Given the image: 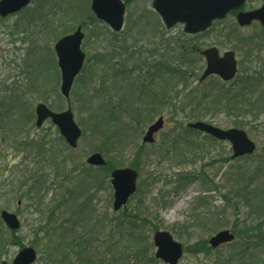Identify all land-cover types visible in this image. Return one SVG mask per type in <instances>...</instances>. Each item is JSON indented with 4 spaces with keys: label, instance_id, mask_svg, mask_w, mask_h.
Returning a JSON list of instances; mask_svg holds the SVG:
<instances>
[{
    "label": "rangeland",
    "instance_id": "374dc122",
    "mask_svg": "<svg viewBox=\"0 0 264 264\" xmlns=\"http://www.w3.org/2000/svg\"><path fill=\"white\" fill-rule=\"evenodd\" d=\"M90 2L91 0L89 3L87 0H33L23 11L5 18L0 17V95L7 87L14 88L23 96L28 110H33L34 114L33 120L27 119L24 129L14 138L24 140L27 137L39 139L46 136L48 140L57 141L56 143L59 139V129L50 120L46 121L43 127L37 128L34 120L35 106L39 102L46 103L56 111H63L68 107V100L60 92V69H55L54 66V71L49 72L54 60L57 65L54 45L61 36L47 28L46 23L40 21L39 14L34 11L56 13L55 17L50 18H56L59 23L57 29L66 28L67 25L76 28L86 22L85 27L83 26L86 36L82 48L87 54V59L82 73L74 82L70 97L75 121L82 130L89 131L82 136L74 153V159L78 163L85 162L88 155L94 152L93 148L100 143L99 136L93 135L89 129L94 110L103 101L110 99L109 95L113 96L111 101L117 103L124 90L122 79L106 70L107 63L118 64L127 59L130 67L135 61L131 60L129 63V56L132 53H135V59H139L138 53L139 57L141 54L142 57L148 56L154 46L152 43L158 44L161 36L162 39L181 40L185 43L195 36L194 40H199L201 48L217 46L221 52L235 50L239 60V72L243 73L248 66L246 62L241 64L244 54L234 35L238 31L242 37L260 35L258 41L264 40L262 26L238 28L233 14L215 21L208 31L199 35L185 33L184 24L167 29L158 13L153 10L152 0H131L127 5L124 29L115 40L112 30L105 22L95 17L96 21L93 23L87 19L91 12L83 5L88 3L90 8ZM261 4V0H248L245 6L251 9ZM31 13H36L37 18L28 22ZM233 29L237 31L233 33ZM99 57H102V60L99 61ZM200 61L196 68L198 78L205 67V61ZM88 70L94 73L91 84L88 82L91 77L86 79ZM44 82L48 85L45 86ZM94 90H97V93ZM95 93L96 96L92 97ZM173 114L172 110L165 109L163 114L152 115L148 124L142 127L130 125L136 129H130L131 135L125 140V146L116 148L110 154V157L120 160L124 167H128L135 152L143 144L142 138L147 127L159 116L165 117V126L157 134V141L153 144L155 147L149 149L150 144H146L151 154L143 156L146 165L138 178L140 191H137V197L129 200L125 208L132 209L138 198H144L148 207V214L145 215L148 220L133 226L125 224L119 229L115 218L121 216L123 210L113 209L114 190L110 178L105 173L100 176L103 178L100 183L86 186L54 216L50 212L51 201L53 197H61L64 192V189L54 183V172L48 176L49 179L44 184L45 189L40 191L39 197L33 194V198L29 200L14 196L12 192L19 186L18 180L12 181V171L14 175H19L20 171L34 172L43 162H38L39 157L34 151L19 152L18 148L11 145V139H8L13 137L9 134L5 135L6 138L3 137L4 134L0 130V210L15 212L21 220V228L14 235L8 232L4 237L6 242L0 251V264L3 261L11 263L19 250L25 246H34L37 249L39 257L35 264H53V251L58 249L59 245H62V249L67 241L72 243L70 240H73L75 235L92 238V242L88 244V254L92 257L83 258V264H164L155 258L156 248L152 241L156 230L153 226H157V230L171 232L175 239L183 244L184 257L179 264H217L226 260L230 254L239 252L241 245L236 243L239 241L238 230L255 225L257 217L251 215L250 208L238 197L235 198L228 192L232 185L227 181L226 171L229 164L221 159L231 158V145L217 139L212 141L205 137L206 134L199 132L195 133L193 138L200 147L194 151L184 150L185 157L181 159L174 154L164 156L160 147L164 144L171 145L174 139L170 136L172 130L184 119L182 115L171 119ZM122 119L128 123V118L124 116ZM204 120H209V117ZM233 121L222 114L211 122L226 129L234 126ZM251 121L252 123L244 129L257 144V150L253 155L237 160L235 165H256L259 157L263 155L264 115ZM180 173H193L194 176L189 181H182ZM199 173H204L209 180H213L212 184L205 185L197 175ZM213 186L216 190H210ZM203 194L208 196L209 205L197 201V197ZM87 197L92 199V211L86 210L82 213L76 209V205ZM199 217L208 218L206 220ZM216 221L226 225L214 230L213 222ZM3 227L4 230L7 229L4 224ZM221 229H230L236 234L232 244L213 249L209 254L203 252L199 242L207 240L209 245L210 237ZM253 251L256 253L258 264H264V246H259ZM250 252H247L246 256H249ZM87 260L89 262H86ZM67 264H79L74 254L69 253Z\"/></svg>",
    "mask_w": 264,
    "mask_h": 264
},
{
    "label": "trees",
    "instance_id": "16d2710c",
    "mask_svg": "<svg viewBox=\"0 0 264 264\" xmlns=\"http://www.w3.org/2000/svg\"><path fill=\"white\" fill-rule=\"evenodd\" d=\"M87 1L89 3V0ZM125 2L129 5L131 0H125ZM88 3L83 6L84 8L86 6L87 10L91 12ZM34 12H37L39 20L45 22L47 28H51L57 35L63 36L75 28L73 25H67L66 28L60 29V27L57 29L56 26L59 23H57L56 18H50V16L55 17L56 13H44L40 10ZM29 17L28 22L37 18L36 13H31ZM87 19L92 23L96 21L92 12ZM82 25L85 27L86 22H83ZM59 29L60 31L56 33ZM262 30L264 31V27H262ZM234 31L237 30L233 29V33H235ZM119 35L120 33H112L115 40L118 39ZM234 36L240 42L239 47L244 54L241 64L246 62L248 69L243 73L239 72L230 83L222 82L214 76L206 81H199L196 68L201 62L202 56L199 53L201 50L200 42L194 40L195 36L187 43L181 40L162 39L161 36V41L158 44L152 43L154 46L149 51L148 56L142 57L141 54L139 57L138 53L139 59H135V53H132L129 56V63L131 60L135 62L130 67L126 61L127 59L125 61L121 60L118 64L107 63L106 70L122 79L124 90L118 97L117 103L114 104L111 101L113 96L109 95L110 99L103 101L91 116L92 123L89 129L93 135L99 136L100 140L99 145H96L93 150L102 153L107 161L106 165L102 167L89 166L86 162L78 163L74 159L76 149L70 148L60 134L58 143L55 140H48L46 136L39 139L29 137L24 140L15 139L14 137H17L18 133L24 129V122L27 119L33 120L34 114L33 110H28L26 107L23 96L18 94L14 88L7 87L0 95V130L4 134L3 137L9 134L13 137L8 138L11 139V145L18 148L19 152L23 150V152L32 153L34 151L39 157L38 162H43V165L34 172L20 171L19 175H14L12 171V181L18 180L19 186L17 190L12 192L14 196L29 200L33 198V194L39 197L40 191L45 189L44 184L49 179L48 176L54 172V183L60 189H64L61 197H53L51 201L50 212L52 216L57 215L86 186L100 183L103 179L100 178L102 173L110 178L113 169L123 167L120 160L110 157V154L116 148L125 146V140L131 135L130 129H136V127L130 125L134 124L137 127H142L148 124L152 115L163 114L165 109H170L174 113L171 119H174L177 115H182L184 119L178 122L177 128L172 130L170 136L174 139L171 145L164 144L160 147V150H162L164 156L174 154L180 159L185 157V151H194L195 148L200 147V144L193 138V135L199 133V131L189 128L185 123L204 120L207 117H209L207 121L211 122L220 115L225 114L234 120V127L244 128L252 123L251 119L257 120L264 115V40L262 42L258 41L260 35L242 37L238 31ZM125 49L127 50L128 47H125ZM160 51H163V53H160ZM168 52H172L174 55H169ZM98 60H102V57H99ZM116 65L117 67H115ZM54 66L55 69L58 68L55 60L49 72L54 71ZM93 75V71L88 70L86 79L88 80L91 77L88 80L90 84L93 82ZM44 85L47 86L48 83L44 82ZM103 87H105L104 83ZM94 91L97 93V90ZM96 93L92 97H95ZM124 116L128 118V123L122 119ZM88 132L84 129L83 135ZM205 137L212 141L215 140L209 135H205ZM152 147L155 146L153 144L149 145V149ZM149 149L147 150L146 144H141L129 164V167L139 171V176L142 175L146 165L143 156L151 154ZM246 157L249 156L239 159ZM239 159L233 161L229 157L221 159V161L229 164L226 174H228L227 181L232 185L229 187L228 192L235 198L238 197L241 202L250 208L251 215L257 217L256 223L238 230L237 238L239 241H236V243L241 245L240 251L230 254L226 260L217 264H258L256 253L253 250L259 246H264V149L263 155L259 157L256 165L247 167L235 165V162ZM179 175L182 181H189L194 176L193 173H180ZM197 175L201 177L205 185L212 184L213 180H209L204 173ZM59 178L60 180H58ZM214 186L216 185L214 184ZM214 186L210 190H216ZM137 191L139 192L140 189ZM143 199L138 198L132 209H124L123 214L115 218L118 229L125 224L133 226L140 224V221L148 220L145 216L148 214V207ZM207 199L208 196L205 194L197 197V201L203 202L204 205H207V203L209 205ZM91 200V197H87L85 201L76 205V209L81 210L82 213L86 210L92 211ZM36 202L34 205H36ZM199 218L204 219L205 217ZM207 218L205 219L207 220ZM225 225L226 223L220 221L213 222L214 230ZM2 227L3 222L0 218V251L5 246L6 240L4 237L9 233L11 235L15 233L7 229L5 231ZM153 228L158 229L157 226H153ZM70 241L72 243L67 241V244L65 242L66 246L62 249V245H59L58 249L53 251L55 255L53 264H67L69 253L74 254L79 264H83V258L92 257L88 254V244L92 242L90 236L86 238L83 235H75L74 239ZM199 246L207 254L213 252V248L208 245L207 240H201ZM247 252H250L249 256H246Z\"/></svg>",
    "mask_w": 264,
    "mask_h": 264
},
{
    "label": "water",
    "instance_id": "95a60500",
    "mask_svg": "<svg viewBox=\"0 0 264 264\" xmlns=\"http://www.w3.org/2000/svg\"><path fill=\"white\" fill-rule=\"evenodd\" d=\"M247 0H153V9L160 15L167 28L176 24H184V31L189 34L203 32L210 28L215 20H221L234 10H239ZM31 0H0V16L7 17L10 14L22 10L30 4ZM90 9L99 20L104 21L113 31L120 32L125 25L126 3L124 0H91ZM241 26L250 25L258 20L264 26V0L263 5L253 10H241L236 16ZM85 32L79 25L72 33L62 36L55 44V52L58 57V66L61 71V94L69 101L75 79L81 73L86 53L82 49ZM205 56L206 68L200 77L203 81L210 75H217L223 81H231L238 73V60L233 50L220 54L216 46L205 48L201 51ZM36 126L42 127L47 119L59 128L60 134L73 149L78 147L82 136V129L75 121L71 105L63 111H54L46 103L36 105ZM165 119L160 116L147 129L143 136V142L153 143L156 134L164 127ZM190 128L200 130L214 138L228 141L231 144L236 159L253 154L257 145L246 130L241 128L224 129L206 121H194L188 124ZM87 163L94 166H103L106 159L100 152H94L87 158ZM138 172L131 167L115 168L111 172V185L114 189L113 208L115 211L126 207L130 197L137 190ZM0 216L10 230H18L21 227L19 216L15 212L2 209ZM235 240V234L230 229H223L214 234L209 243L213 248ZM153 243L156 247L155 257L165 264H179L184 255V247L176 240L171 232L158 230L153 235ZM38 253L32 246L22 248L11 263L2 264H34Z\"/></svg>",
    "mask_w": 264,
    "mask_h": 264
},
{
    "label": "flooded vegetation",
    "instance_id": "af4514ba",
    "mask_svg": "<svg viewBox=\"0 0 264 264\" xmlns=\"http://www.w3.org/2000/svg\"><path fill=\"white\" fill-rule=\"evenodd\" d=\"M261 1H262V0H261ZM259 7H260V6H259ZM256 8H257V7H256ZM251 9H254V8H251ZM245 10H246V9H245ZM249 10H250V9H249ZM253 25H261V24H260L259 21L255 20V21L252 22L251 25H249V26H247V27H244V28H248V27L253 26Z\"/></svg>",
    "mask_w": 264,
    "mask_h": 264
}]
</instances>
